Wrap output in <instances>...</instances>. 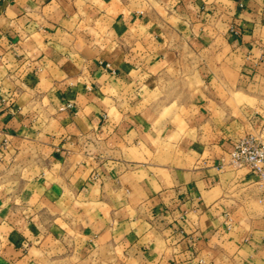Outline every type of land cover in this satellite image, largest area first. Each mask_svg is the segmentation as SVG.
<instances>
[{
    "label": "crops",
    "instance_id": "crops-1",
    "mask_svg": "<svg viewBox=\"0 0 264 264\" xmlns=\"http://www.w3.org/2000/svg\"><path fill=\"white\" fill-rule=\"evenodd\" d=\"M263 100L264 0H0V166L49 152L0 264H264L217 167Z\"/></svg>",
    "mask_w": 264,
    "mask_h": 264
},
{
    "label": "rangeland",
    "instance_id": "rangeland-1",
    "mask_svg": "<svg viewBox=\"0 0 264 264\" xmlns=\"http://www.w3.org/2000/svg\"><path fill=\"white\" fill-rule=\"evenodd\" d=\"M240 97L242 99L246 98L243 95H240ZM236 100L238 101V99ZM252 101L250 100V103L253 104ZM259 109L257 116L244 121L241 132L232 144V149L243 137H253L256 143L264 144V100L261 102ZM25 157L29 159V161H25L27 162L25 165L19 166L16 165V162L14 164L11 161L7 166H0V172L11 178H16L18 175H22L23 169L32 171L33 165L37 161L39 163L41 160L40 162L45 164V160L49 157V152L43 148L36 152H29ZM217 167L221 173L225 174L228 181H233L228 185L227 190L231 205V211L227 215L228 224H231V226L242 224L241 227L247 232H251V229H259L264 241V167L261 176V174L251 171L249 167L235 168L228 164V156L220 159ZM26 174L23 176H28V173ZM54 264L65 263L58 260Z\"/></svg>",
    "mask_w": 264,
    "mask_h": 264
},
{
    "label": "built area",
    "instance_id": "built-area-1",
    "mask_svg": "<svg viewBox=\"0 0 264 264\" xmlns=\"http://www.w3.org/2000/svg\"><path fill=\"white\" fill-rule=\"evenodd\" d=\"M228 164L235 168L249 167L251 171L262 176L264 144L256 143L253 137L241 138L229 152Z\"/></svg>",
    "mask_w": 264,
    "mask_h": 264
}]
</instances>
